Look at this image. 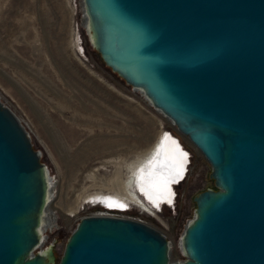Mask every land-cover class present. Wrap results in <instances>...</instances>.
<instances>
[{
    "label": "water",
    "instance_id": "water-1",
    "mask_svg": "<svg viewBox=\"0 0 264 264\" xmlns=\"http://www.w3.org/2000/svg\"><path fill=\"white\" fill-rule=\"evenodd\" d=\"M101 62L142 91L210 166L213 186L169 258L124 214H82L59 257L46 240L47 165L0 99V264H264V0H81Z\"/></svg>",
    "mask_w": 264,
    "mask_h": 264
},
{
    "label": "rangeland",
    "instance_id": "rangeland-1",
    "mask_svg": "<svg viewBox=\"0 0 264 264\" xmlns=\"http://www.w3.org/2000/svg\"><path fill=\"white\" fill-rule=\"evenodd\" d=\"M73 11V0H0V99L25 126L56 184L49 204L56 218L44 230L46 240H53L58 258L77 217L106 210L154 225L170 241L169 258L182 259L178 237L192 214L193 194L213 186L210 166L141 90L101 62L83 30L84 54L77 49ZM164 130L191 153L183 180L174 185V206L156 210L136 182L124 190L139 195L151 212L120 191L128 210L103 207L92 195H116L131 165Z\"/></svg>",
    "mask_w": 264,
    "mask_h": 264
},
{
    "label": "bare ground",
    "instance_id": "bare-ground-1",
    "mask_svg": "<svg viewBox=\"0 0 264 264\" xmlns=\"http://www.w3.org/2000/svg\"><path fill=\"white\" fill-rule=\"evenodd\" d=\"M77 49L84 54L82 47L81 49ZM166 133L167 138H165ZM187 155L188 153L178 137L171 131L164 130L161 135L155 139V142L142 152V155L131 165V172L126 176V181L123 179L118 184L116 189L117 192H115L116 195H103L97 193L92 196L95 197V199L102 201L104 204L102 205L103 207L110 206L113 209L119 208L125 210V206L121 207L124 203L120 200L119 196H123L120 193L126 194L130 199L127 201L128 203L132 202L135 205L142 206L144 209L151 212L152 208L150 205L148 206L146 203L141 201L138 198L139 195L137 196L135 193L133 194V192L127 193L124 190L125 185L133 186L137 182L139 183L140 190L142 191H140V193L145 195L146 198L151 201V206H155L156 210L161 209L162 205L167 207H170L171 205L174 206L173 202L175 201L176 193L174 185L182 181L187 172ZM48 175V184H50L48 198L50 201L47 207L44 208L46 214L43 219V228H46V226H50L52 228L54 225L53 222L56 218L54 211H52L49 207V204L56 193V184L53 176L50 175V173ZM118 191H120V193ZM126 206H128V204ZM156 210H154V212ZM105 211L100 210L101 213H109H105Z\"/></svg>",
    "mask_w": 264,
    "mask_h": 264
},
{
    "label": "built area",
    "instance_id": "built-area-1",
    "mask_svg": "<svg viewBox=\"0 0 264 264\" xmlns=\"http://www.w3.org/2000/svg\"><path fill=\"white\" fill-rule=\"evenodd\" d=\"M73 5H74V11H73L74 15H73L72 23H73L74 29H73L72 39H73L75 46L77 48L81 49V42H82L81 33H82V30L84 27V25H83V12L81 11V0H73ZM186 152L188 153V155H187L188 160L186 162V164L188 166V163H189L190 157H191V153L187 149H186ZM175 195H176V193H175ZM93 212L101 213L100 211H92V213ZM132 217L140 219L137 216L132 215Z\"/></svg>",
    "mask_w": 264,
    "mask_h": 264
},
{
    "label": "snow or ice",
    "instance_id": "snow-or-ice-1",
    "mask_svg": "<svg viewBox=\"0 0 264 264\" xmlns=\"http://www.w3.org/2000/svg\"><path fill=\"white\" fill-rule=\"evenodd\" d=\"M165 138H167V133L165 134ZM186 155V154H185ZM182 174V173H181ZM170 202V201H169Z\"/></svg>",
    "mask_w": 264,
    "mask_h": 264
},
{
    "label": "flooded vegetation",
    "instance_id": "flooded-vegetation-1",
    "mask_svg": "<svg viewBox=\"0 0 264 264\" xmlns=\"http://www.w3.org/2000/svg\"><path fill=\"white\" fill-rule=\"evenodd\" d=\"M117 206V205H116ZM119 206V205H118Z\"/></svg>",
    "mask_w": 264,
    "mask_h": 264
}]
</instances>
